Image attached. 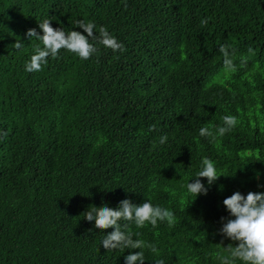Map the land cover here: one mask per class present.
<instances>
[{
  "label": "trees",
  "instance_id": "1",
  "mask_svg": "<svg viewBox=\"0 0 264 264\" xmlns=\"http://www.w3.org/2000/svg\"><path fill=\"white\" fill-rule=\"evenodd\" d=\"M44 19L66 33L87 35L77 20L95 23L97 36L106 27L124 51L96 44L85 60L61 49L29 73L25 64L43 45L26 32L43 35ZM220 44L235 70H225ZM225 115L238 122L221 136ZM201 127L215 138L200 136ZM4 132L0 264H125L139 249L106 251L101 241L114 229L83 215L123 199L175 214L171 227L130 224L144 241V264L232 260L225 247L238 242L220 234L234 219L223 200L264 193V0H0ZM205 157L223 175L211 186L199 178L208 191L195 197L187 184Z\"/></svg>",
  "mask_w": 264,
  "mask_h": 264
},
{
  "label": "clouds",
  "instance_id": "2",
  "mask_svg": "<svg viewBox=\"0 0 264 264\" xmlns=\"http://www.w3.org/2000/svg\"><path fill=\"white\" fill-rule=\"evenodd\" d=\"M207 24V19L201 21ZM43 35H40L36 29H29L26 36L35 38L43 45L34 46V54L30 61L25 64V71L31 73L41 71L42 66L48 62V57L57 58L61 49H66L81 59H89L98 51L96 44L103 45L105 48L111 49L113 52L124 51V45L113 36L106 27L99 28V35L94 32L96 25L93 22H85L77 20L76 26L83 30L87 35L79 31L65 32L62 28H53L50 19H44L38 24ZM95 41V43L90 42ZM15 49L21 50L24 44L21 40H17L14 45ZM219 51L224 57L225 70H235L232 59L230 58L229 46L225 44L219 45ZM253 50L249 48L251 53ZM224 126L218 127L219 135H224L231 131L237 125V117L233 115H225L223 117ZM150 131L156 130L155 125L150 126ZM0 135L7 136V132ZM199 135L202 137L215 138L213 132L207 127H201ZM168 140L166 134L159 137V143L165 144ZM202 169L196 173L194 182L187 184L189 193L197 197L199 194H207L208 189L204 186L199 178H207V183L211 186L221 175L219 174L214 162L205 157L201 161ZM226 176V175H224ZM223 205L228 211L230 217L223 223L220 234L229 238L233 242H238L237 246L229 244L225 247L230 254L232 260L225 257L222 264H233V261L239 259L245 264H264V193L248 192L245 196L239 191L234 192L230 197L223 200ZM84 219L88 222H95V228L105 230L112 228L113 231L107 233L101 241L106 251L117 249H139V251L130 253L125 257V264H144V241L134 239L139 233H134L130 224L134 223L137 228H142L146 223H150L155 228L158 222H167L171 227L175 223V214L164 207L153 205L150 200L142 204H135L130 199H123L119 202L118 207L113 209L107 205L100 207L90 206L83 213ZM126 221L123 225L120 221ZM225 220L221 217V221ZM147 247L152 253L158 254L155 245L149 244ZM154 264H164L163 259H157Z\"/></svg>",
  "mask_w": 264,
  "mask_h": 264
}]
</instances>
